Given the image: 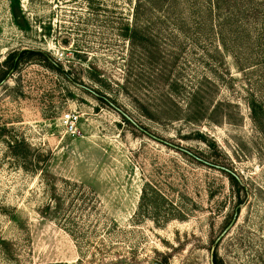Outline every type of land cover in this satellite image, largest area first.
Instances as JSON below:
<instances>
[{
	"label": "rangeland",
	"instance_id": "rangeland-1",
	"mask_svg": "<svg viewBox=\"0 0 264 264\" xmlns=\"http://www.w3.org/2000/svg\"><path fill=\"white\" fill-rule=\"evenodd\" d=\"M250 99L264 0H0V264H264Z\"/></svg>",
	"mask_w": 264,
	"mask_h": 264
},
{
	"label": "trees",
	"instance_id": "trees-1",
	"mask_svg": "<svg viewBox=\"0 0 264 264\" xmlns=\"http://www.w3.org/2000/svg\"><path fill=\"white\" fill-rule=\"evenodd\" d=\"M24 51H26L29 54L38 55L39 57H41V59H43L47 63V65L50 68H52L53 70H56L58 72L61 71L59 68V65L55 64L54 62H51L49 60L48 56L46 54H44V52L37 50V49H22L20 52H17V53L13 52L11 55L7 56V58L4 59L3 63L6 65V68L2 72V78H4L7 73L13 71V69H15L17 67V64L20 60V53H23ZM12 55H13V58H11ZM248 110L250 112V116H251L253 122L257 125V127L261 128V130L264 133V109L262 108V106L258 102L250 99L248 102ZM124 120H126V119H124ZM182 152L191 156L192 158H194V156H192L190 153H188L186 151H182ZM205 164L207 166H210V167L214 166L213 164H208V163H205ZM218 170L224 172L226 177L230 181H232L233 183H236V177L231 173L230 170H229V172H226L225 170L219 169V168H218ZM236 210L237 209H235V211ZM212 263L216 264L215 259H214V255L212 257Z\"/></svg>",
	"mask_w": 264,
	"mask_h": 264
},
{
	"label": "water",
	"instance_id": "water-1",
	"mask_svg": "<svg viewBox=\"0 0 264 264\" xmlns=\"http://www.w3.org/2000/svg\"><path fill=\"white\" fill-rule=\"evenodd\" d=\"M111 105V107H113L117 112H119V114L121 115V116H123V118H125L126 120H128L129 122H132L131 120H130V118L125 114V113H123L122 111H120L118 108H116L114 105H112V104H110ZM166 144V143H165ZM217 168H219V169H223V170H225L226 172H229V170H227V169H225V168H223V167H221V166H216ZM234 217H235V212H234V214H233V216H232V218H231V220L228 222V224L224 227V229L219 233V235L214 239V241H213V243H216L220 238H221V236H223V234H225V232L228 230V228L232 225V223H233V221H234ZM213 251H214V247L213 246H211L210 248H209V264H213L212 263V257H213ZM153 264H159L158 262H153Z\"/></svg>",
	"mask_w": 264,
	"mask_h": 264
},
{
	"label": "built area",
	"instance_id": "built-area-1",
	"mask_svg": "<svg viewBox=\"0 0 264 264\" xmlns=\"http://www.w3.org/2000/svg\"><path fill=\"white\" fill-rule=\"evenodd\" d=\"M60 121L67 133L74 134L76 131L75 125L78 121V114L75 112H65L61 115Z\"/></svg>",
	"mask_w": 264,
	"mask_h": 264
}]
</instances>
